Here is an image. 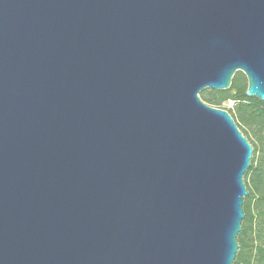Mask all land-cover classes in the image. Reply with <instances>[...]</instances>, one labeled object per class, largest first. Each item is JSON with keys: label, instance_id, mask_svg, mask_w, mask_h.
I'll list each match as a JSON object with an SVG mask.
<instances>
[{"label": "water", "instance_id": "1", "mask_svg": "<svg viewBox=\"0 0 264 264\" xmlns=\"http://www.w3.org/2000/svg\"><path fill=\"white\" fill-rule=\"evenodd\" d=\"M237 71L264 101V0H0V264H233Z\"/></svg>", "mask_w": 264, "mask_h": 264}, {"label": "trees", "instance_id": "2", "mask_svg": "<svg viewBox=\"0 0 264 264\" xmlns=\"http://www.w3.org/2000/svg\"><path fill=\"white\" fill-rule=\"evenodd\" d=\"M246 77L237 71L230 90L205 89L200 98L210 106L224 108L253 148L250 166L243 176L248 191L244 218L237 236L239 249L233 264H264V101L246 95Z\"/></svg>", "mask_w": 264, "mask_h": 264}, {"label": "rangeland", "instance_id": "3", "mask_svg": "<svg viewBox=\"0 0 264 264\" xmlns=\"http://www.w3.org/2000/svg\"><path fill=\"white\" fill-rule=\"evenodd\" d=\"M246 82H247V79H246ZM227 90H230V87H229ZM231 102H232L231 100H229V101H227V102H224V103L222 104V109H223V107H224V108L230 107L231 104H232Z\"/></svg>", "mask_w": 264, "mask_h": 264}]
</instances>
